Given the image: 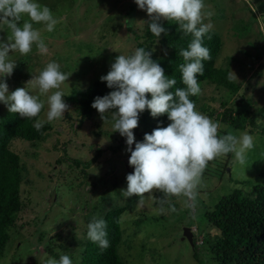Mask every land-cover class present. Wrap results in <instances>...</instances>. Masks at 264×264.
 Returning <instances> with one entry per match:
<instances>
[{
    "label": "rangeland",
    "instance_id": "374dc122",
    "mask_svg": "<svg viewBox=\"0 0 264 264\" xmlns=\"http://www.w3.org/2000/svg\"><path fill=\"white\" fill-rule=\"evenodd\" d=\"M37 2L48 6L59 22L52 32H47L43 23L34 24L42 32L47 53H40L35 46L27 55L10 53L17 67L6 78L9 91L25 87L33 75L56 61L61 71L72 73L60 88L69 107L62 118L49 123L52 129L42 141L13 142L12 149L25 167L22 198L26 207L17 229L10 231L0 264H46L50 257L59 260L65 254L77 256L92 218L117 208H126L121 218L124 243L119 250L124 264H216L202 242L208 234L213 238L220 233L214 223L218 205L236 191L248 194L255 186L264 185V115L255 110L253 119L258 124L247 125L244 130L220 119L225 110L222 103L231 107L244 98L254 102L245 105L248 108L264 106V0H205L206 11L213 15L204 22L211 23V30L223 41L217 67L229 70L240 86L239 94L233 96L225 88L203 83L197 110L223 126L221 135L229 131L237 137L250 134L254 147L247 151L243 165L233 153L209 162L194 199L183 195L168 198L176 211H171L168 204L161 210L159 200L164 194L159 190L145 194L140 207L137 196L125 198L121 194L127 188V175L134 172L126 139L114 132L112 114L106 112L104 121L96 111L91 120L81 123L77 106L69 101L107 75L116 57L138 48L140 41L133 32L143 34L150 19L148 13L135 0ZM7 32L6 26L0 25V38L6 40ZM155 50L159 56L165 53L160 43ZM258 70L262 72L257 77ZM32 91L38 94V89ZM8 112L0 102V119ZM46 112L47 106L42 118L46 119ZM136 141L142 142L141 138ZM121 144L115 155L108 149ZM100 148L105 150L102 157L89 169L76 164L92 160ZM186 228L198 233H193L194 247L182 240ZM71 260L73 264L79 262Z\"/></svg>",
    "mask_w": 264,
    "mask_h": 264
},
{
    "label": "clouds",
    "instance_id": "9594fccd",
    "mask_svg": "<svg viewBox=\"0 0 264 264\" xmlns=\"http://www.w3.org/2000/svg\"><path fill=\"white\" fill-rule=\"evenodd\" d=\"M135 2L148 13L150 19L146 23L154 36L160 38L161 34L167 33L161 23L166 20L174 21L178 32L193 37L187 48L180 49L178 53L184 60L179 68L186 87L175 88L173 92L176 79L165 74L163 67L152 59L151 51L138 47L131 54L116 57L108 74L101 76V81H106L113 91L97 96L92 107L104 121L105 113L113 110L114 132L126 137L127 151L131 153L129 163L134 172L127 175V188L122 189L121 194L125 198L137 196V207H140L145 194L159 190L164 194L159 200L161 210L168 204L171 211H176L169 197L183 195L189 200L194 199L209 162L222 155L233 153L243 165L247 151L254 147V137L248 133L237 137L231 131L219 134L223 126L198 111L190 99L202 94L197 76L204 75L203 62L211 59L210 49L204 46L203 40L212 28L211 23L204 20L213 12L206 11L205 0ZM58 22L51 9L37 0H0V25L8 30L7 39L0 38V102L8 107L10 113H18L27 119L36 118L33 127L37 131L46 123L62 118L68 110L69 106L63 100L66 95L60 88L72 73L61 71V65L52 61L38 75H33L25 87L10 92L6 78L17 67L10 53L27 55L33 46L40 53H47L42 32L34 24L43 23L46 31L52 32ZM207 38L211 40L212 37L208 35ZM228 79H233L232 73ZM34 88L38 89V94H33ZM148 94H151V99ZM46 106L45 119L41 113ZM146 109L154 118L167 114L171 123L167 127H157L151 134L146 133L144 140L137 142L133 130L138 127L140 114ZM87 228V237L101 250L110 246L104 219L94 216ZM46 264H73V261L65 254L59 260L48 258Z\"/></svg>",
    "mask_w": 264,
    "mask_h": 264
},
{
    "label": "trees",
    "instance_id": "16d2710c",
    "mask_svg": "<svg viewBox=\"0 0 264 264\" xmlns=\"http://www.w3.org/2000/svg\"><path fill=\"white\" fill-rule=\"evenodd\" d=\"M161 23L167 29V33L161 34L160 38L149 31L147 24L142 35H137L135 32L133 34L136 35V41H140L138 47L151 51L152 59L163 67L165 74L169 78L176 79L177 84L172 89L174 92L175 88L186 87L182 82L179 68L184 60L178 53L180 49L187 48L193 37L191 34L184 35L182 32H178V25L174 21L164 20ZM208 35H211V40L207 38ZM159 43L165 49V53L160 56L155 50ZM203 43L210 49L211 59L203 62L204 75L197 76L200 86L205 83L214 85L217 89L225 88L233 96L239 94L237 92L240 85L233 79H228L230 71L217 67V59L223 47L221 36L210 30L204 37ZM261 72V70L256 71L257 77L261 76ZM111 91L113 89L107 86L106 81L98 80L94 81L86 91L79 92L80 94L69 98V101L74 103L79 110L81 123L91 120L97 111L92 107L95 98L107 95ZM148 98L151 99V94H148ZM190 99L197 106L198 96L190 97ZM235 102L231 107H228L227 103L221 104L222 109H225L220 118L222 122L231 124L240 130L246 129L247 125L258 124V120L253 119L254 111L258 110L259 114L264 115V106L261 109L254 105V108H248L247 106L254 102L244 98ZM112 112L113 110L108 111L110 114ZM35 120L36 118L27 119L20 117L18 113L10 112L0 119V257L10 241V231L17 229L21 213L26 207L22 198L25 167L21 163V156L12 149L13 142L17 139L33 143L42 141L48 131L52 129L51 125L46 123L40 131H37L33 127ZM169 123L167 114L154 118L151 116L150 110L146 109L140 114L138 127L133 130L135 138H141L143 141L146 133L151 134L157 127H167ZM124 138L126 139V137ZM122 146V144L111 146L108 149L115 155L122 149ZM104 151L100 148L92 160L84 161L85 163L83 161L76 163V161L75 163L80 166L82 164L83 169H89L102 157ZM125 211L126 208H117L107 211L100 217L107 222L106 231L110 243L107 249L101 250L98 244L93 243L86 235L81 253L71 258L75 261L78 260L77 264H124L119 250L124 243L121 218ZM214 221L220 229V233L213 238L211 234H208L203 241V246H208V254L216 264H264V185L255 186L248 194L236 191L229 197H225L218 205ZM194 246H196L195 239ZM48 251L54 253L52 248Z\"/></svg>",
    "mask_w": 264,
    "mask_h": 264
},
{
    "label": "water",
    "instance_id": "95a60500",
    "mask_svg": "<svg viewBox=\"0 0 264 264\" xmlns=\"http://www.w3.org/2000/svg\"><path fill=\"white\" fill-rule=\"evenodd\" d=\"M182 240H188L190 244L194 247V234L191 228H186Z\"/></svg>",
    "mask_w": 264,
    "mask_h": 264
},
{
    "label": "built area",
    "instance_id": "2783aa9c",
    "mask_svg": "<svg viewBox=\"0 0 264 264\" xmlns=\"http://www.w3.org/2000/svg\"><path fill=\"white\" fill-rule=\"evenodd\" d=\"M198 239H199V237H198ZM203 243V242H202ZM198 244H200V241L198 240Z\"/></svg>",
    "mask_w": 264,
    "mask_h": 264
}]
</instances>
